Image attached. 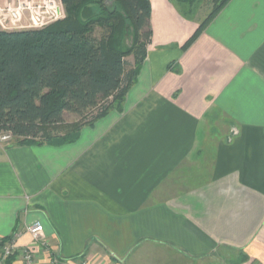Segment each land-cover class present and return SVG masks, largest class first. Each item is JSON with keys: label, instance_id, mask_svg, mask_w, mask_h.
Instances as JSON below:
<instances>
[{"label": "crops", "instance_id": "crops-1", "mask_svg": "<svg viewBox=\"0 0 264 264\" xmlns=\"http://www.w3.org/2000/svg\"><path fill=\"white\" fill-rule=\"evenodd\" d=\"M150 2L121 112L71 144H0V251L23 233L36 264H264V0H231L186 50L202 21Z\"/></svg>", "mask_w": 264, "mask_h": 264}, {"label": "trees", "instance_id": "trees-1", "mask_svg": "<svg viewBox=\"0 0 264 264\" xmlns=\"http://www.w3.org/2000/svg\"><path fill=\"white\" fill-rule=\"evenodd\" d=\"M178 1L189 8L194 4ZM230 1H218L184 50ZM62 3L66 18L47 27L0 30V134L12 135L18 145L71 144L85 127H94L112 111L121 112L147 57L150 0ZM129 26L131 46L126 45ZM130 56L135 59L131 66ZM67 116L77 121L69 124ZM57 129L64 132L56 134Z\"/></svg>", "mask_w": 264, "mask_h": 264}, {"label": "built area", "instance_id": "built-area-1", "mask_svg": "<svg viewBox=\"0 0 264 264\" xmlns=\"http://www.w3.org/2000/svg\"><path fill=\"white\" fill-rule=\"evenodd\" d=\"M42 5V9L44 10L42 12L43 16L37 14V21L35 20L34 16L31 18V21L34 23L33 27H35L31 29H41L66 18V12L62 0H59V5L56 0H43ZM29 7L30 6L26 2L19 3V7L16 9H13L12 6H7L5 8L6 15L0 12L1 28L5 31H11L12 29L6 27L5 24H8V22L13 24L20 21L22 18L21 11ZM2 18L6 23H2ZM12 18H17L19 20L14 21L12 20ZM47 18L49 19V21L45 23L44 21ZM24 30H27V28ZM13 140L14 138L10 134H0V143L6 145ZM26 233L29 234L35 242L41 243L44 247L47 246L44 227L40 222H35L32 226H29ZM22 234L23 233H18L16 234V236L2 243V248L0 251V264H9V261L13 260L15 257H19L22 260L23 264H36V254L33 248L25 247L20 249L18 247L17 243ZM49 264H68V262L56 256L51 258ZM79 264L90 263L81 261Z\"/></svg>", "mask_w": 264, "mask_h": 264}, {"label": "rangeland", "instance_id": "rangeland-1", "mask_svg": "<svg viewBox=\"0 0 264 264\" xmlns=\"http://www.w3.org/2000/svg\"><path fill=\"white\" fill-rule=\"evenodd\" d=\"M58 5H59V0H56ZM179 7L180 9L184 10L185 12H190L192 13V17L193 18H198L201 21H204L210 14L211 12L214 10L215 5L218 3V1L214 0H193V6H191V8H189L188 4L184 3H180L178 0H173ZM27 3L30 7L26 8L25 10L21 11V15L22 18L20 21L16 22V23H9L5 24L6 27H8L9 29H12L11 31L14 30H24V29H31V28H35L33 27L34 23L31 21V18L34 16L35 20L37 21V14L43 16L42 12L44 11L43 8V0H0V12H2V14L6 15L5 13V8L7 6H12V8L16 9L19 7V3ZM182 10V11H183ZM2 23H6L5 21H3V18L1 19ZM12 20L16 21L19 20L17 18H12ZM49 21V19H45V23H47ZM40 24V23H39ZM130 27V28H129ZM129 32H128V37L126 39V45L131 46L132 45V33L133 30L131 29V26H129ZM0 30H3L1 28L0 25ZM131 34V35H130ZM96 36L100 37L101 36V30L97 29L96 31ZM130 66L134 64L135 59L133 56H130L126 59ZM129 66V68H130ZM128 68V69H129ZM67 123L71 124L77 121V118H74L72 116H67L66 118ZM212 126V125H210ZM56 134H61L64 131L62 129H57L54 131ZM213 130L211 131V136L213 138L217 137L215 133H212ZM210 138V137H209ZM216 139H208V143H212L214 142ZM2 145H5L3 143H0ZM9 145H17L16 140H13L12 142L8 143ZM6 144V145H8ZM46 238V237H45ZM80 262H77V264H79Z\"/></svg>", "mask_w": 264, "mask_h": 264}]
</instances>
